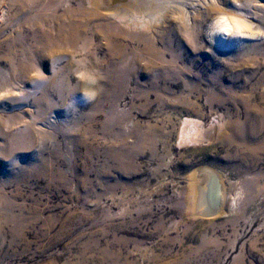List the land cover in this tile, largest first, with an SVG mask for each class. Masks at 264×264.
Here are the masks:
<instances>
[{"label":"rangeland","instance_id":"374dc122","mask_svg":"<svg viewBox=\"0 0 264 264\" xmlns=\"http://www.w3.org/2000/svg\"><path fill=\"white\" fill-rule=\"evenodd\" d=\"M190 1L107 38L90 1L0 0V264H264V0ZM56 14L83 43L50 42ZM217 16L258 35L216 47ZM185 117L211 124L198 144Z\"/></svg>","mask_w":264,"mask_h":264},{"label":"bare ground","instance_id":"6f19581e","mask_svg":"<svg viewBox=\"0 0 264 264\" xmlns=\"http://www.w3.org/2000/svg\"><path fill=\"white\" fill-rule=\"evenodd\" d=\"M37 1L38 0H30L31 5L36 3ZM84 1H90L94 3L95 6L104 9L105 12L109 13L110 15H113L114 19L118 21L119 24L117 22L107 20L105 24L99 27V32L104 31L107 38H112L115 34L121 33V26H130L137 23L138 20H141L145 15H148L154 12L155 10H157L164 3L165 0H84ZM187 5L189 8H191L194 5V1L192 0L190 2H187ZM60 16L57 14L55 15V22H54L55 28L53 27L55 29L54 30L55 38L50 42H52L57 46L64 45L67 43L74 44L76 41H82L83 43L84 42L83 40L85 39L84 35L88 26V22L86 21L75 22V20L72 19L71 15H70V20L68 22H63ZM220 17H227V16L214 17L212 22L210 23V33L208 32L211 42L216 47H224L240 39L252 38L258 35V31L253 30L251 24L247 22L245 19L229 18V17H227L228 18L227 24L232 26V34L225 35L217 31L216 21ZM219 27L222 28L225 27V25L220 24ZM237 28H239L240 31L243 32V35L236 34ZM146 51L152 52L157 56H159L158 54H161L160 51L154 48H149ZM210 125L211 124H209L208 127L204 128L203 124H201V121L195 118H191V117L183 118L178 129V143L198 144L201 140H203L202 137L208 136L209 133L208 129ZM237 127L238 129L245 130V134L240 143L245 145L244 147L246 150L248 147L249 148L253 147L254 145L253 146L250 145L249 141L247 140H250V138L254 136L257 137V135H259L262 132V126L259 124L255 126H248L249 127L248 134H247V120H245L242 123H238ZM199 171L200 173L196 176V181L198 179V183H197L198 188L197 187L196 188L198 190H196L197 194L195 193L196 195L194 196L195 197L194 206H196L195 208L197 212L204 213L205 210L210 211L216 205L215 204L216 183L213 178V174L208 173L209 171L207 169H202ZM222 197L224 200V196ZM221 200L220 203H222Z\"/></svg>","mask_w":264,"mask_h":264},{"label":"snow or ice","instance_id":"6c2138e0","mask_svg":"<svg viewBox=\"0 0 264 264\" xmlns=\"http://www.w3.org/2000/svg\"><path fill=\"white\" fill-rule=\"evenodd\" d=\"M227 20L228 18L227 17H220L217 21H216V24H217V31L225 34V35H231L232 34V26L231 25H228L227 24ZM220 24H224L225 27H219ZM236 34L237 35H243V32L240 31L239 28H237L236 30Z\"/></svg>","mask_w":264,"mask_h":264},{"label":"water","instance_id":"95a60500","mask_svg":"<svg viewBox=\"0 0 264 264\" xmlns=\"http://www.w3.org/2000/svg\"><path fill=\"white\" fill-rule=\"evenodd\" d=\"M212 177V176H211ZM213 178L215 180V183H216V196H215V207L212 209V210H205L204 211V214L205 215H213V214H216L217 211L219 210V207H220V200H221V193H220V185L218 183V179L217 177L213 174Z\"/></svg>","mask_w":264,"mask_h":264}]
</instances>
